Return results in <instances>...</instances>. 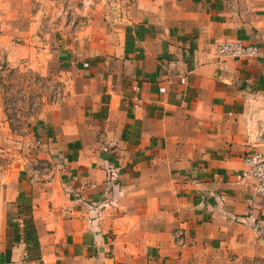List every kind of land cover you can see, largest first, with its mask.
<instances>
[{
	"label": "crops",
	"instance_id": "obj_1",
	"mask_svg": "<svg viewBox=\"0 0 264 264\" xmlns=\"http://www.w3.org/2000/svg\"><path fill=\"white\" fill-rule=\"evenodd\" d=\"M0 7L32 57L23 0ZM122 11L60 40L68 94L17 147L0 115V264H264V195L236 179L264 156V0ZM228 40L259 54L216 56Z\"/></svg>",
	"mask_w": 264,
	"mask_h": 264
},
{
	"label": "rangeland",
	"instance_id": "obj_2",
	"mask_svg": "<svg viewBox=\"0 0 264 264\" xmlns=\"http://www.w3.org/2000/svg\"><path fill=\"white\" fill-rule=\"evenodd\" d=\"M26 19L33 20L26 37L32 57L9 58V53L24 36V27L0 11V115H5L14 136L5 142L16 146L18 132L27 134L33 120L58 106L68 94L65 55L60 54V40L80 34L95 17L113 22L123 13L129 0H23ZM3 5V2H2ZM1 9V7H0ZM33 141L26 138L28 148ZM29 145V146H28ZM18 149V148H17ZM16 149V150H17ZM22 151V149L20 148ZM9 153V152H8ZM14 156H0V164Z\"/></svg>",
	"mask_w": 264,
	"mask_h": 264
},
{
	"label": "built area",
	"instance_id": "obj_3",
	"mask_svg": "<svg viewBox=\"0 0 264 264\" xmlns=\"http://www.w3.org/2000/svg\"><path fill=\"white\" fill-rule=\"evenodd\" d=\"M214 52L220 58L249 60L258 56L259 48L239 40H228L217 42ZM181 82L184 83V78H181ZM246 82L249 83V80L247 79ZM159 90L162 92L165 89L160 87ZM236 179L240 183L250 182L257 194L264 195V156L256 150L247 151L243 156V168L236 175ZM174 237L178 243L183 244L182 230H176Z\"/></svg>",
	"mask_w": 264,
	"mask_h": 264
}]
</instances>
